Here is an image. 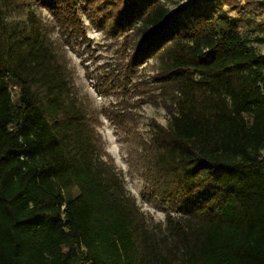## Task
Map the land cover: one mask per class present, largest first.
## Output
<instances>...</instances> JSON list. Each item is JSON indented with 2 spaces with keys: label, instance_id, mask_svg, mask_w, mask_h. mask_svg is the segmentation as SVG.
<instances>
[{
  "label": "trees",
  "instance_id": "obj_1",
  "mask_svg": "<svg viewBox=\"0 0 264 264\" xmlns=\"http://www.w3.org/2000/svg\"><path fill=\"white\" fill-rule=\"evenodd\" d=\"M135 1L115 4L119 15L112 30L130 31L126 42L134 33L141 38L119 74L97 80L99 93L108 88L121 93L115 110L104 115L126 129L135 104L155 103L154 91L170 90L177 120L196 131L194 137L164 134L165 143L193 155L187 172L200 179L184 184L185 189L181 186L185 195L200 187L202 202L230 203L239 229L230 264H264V55L248 47L250 41L241 36L238 24L264 10V3L189 0L172 13L154 3L146 14L141 11L134 17L129 9ZM30 4L49 12L68 39L73 34L85 38L75 0H0V201L9 219L1 234L0 264H27L19 252L24 246L20 234L29 225H34L44 251L57 253L55 264H101L94 248L78 251L73 243L90 241L93 206L82 181L73 177L66 149L42 104L32 54L11 19L14 9ZM222 8L234 13L236 20ZM169 48L170 59L151 76L138 72L147 55ZM12 86L17 90L15 100ZM128 96L138 99L131 102ZM165 169L168 178L179 181L172 165ZM13 179L19 188L8 198ZM23 195L32 207L28 216L17 219ZM165 228L168 235L154 241L139 226L143 255L159 264H192L172 252L173 240L204 261L206 241L203 237L200 244L190 218L166 213ZM218 235L222 236L215 250L221 256L229 244L224 234Z\"/></svg>",
  "mask_w": 264,
  "mask_h": 264
},
{
  "label": "rangeland",
  "instance_id": "obj_2",
  "mask_svg": "<svg viewBox=\"0 0 264 264\" xmlns=\"http://www.w3.org/2000/svg\"><path fill=\"white\" fill-rule=\"evenodd\" d=\"M118 1L75 0L84 39L74 34L68 39L59 30L57 21L39 6H19L11 12V19L25 38L24 48L32 54L42 104L66 149L73 177L82 181L93 206L90 241L74 240L73 243L78 251L94 248L101 264H159L143 255L139 226L146 229L151 240L162 239L168 235L165 228L168 213L178 219L190 218L196 236L201 241L204 237L206 242L200 244L207 250L202 253L204 261L200 262L197 255H194L197 259L193 258L192 252L182 250L171 240L172 252L192 264H230L232 246L239 233L231 204L224 205L221 200L202 202L204 190L200 187L190 196L185 195L184 184H195L200 179L187 172L193 155L165 143L166 132L182 137L196 136L195 130L177 120L171 103L172 92L154 91L155 103L135 104L126 129L119 128L104 115V111L115 110L121 93L109 88L106 93H99L97 80L105 74H119L118 70L127 63L141 38L134 33L126 42L130 31L112 30L119 15V7H115ZM187 1L136 0L129 10L136 17L146 14L155 3L172 13L176 6ZM221 12L236 20L227 8ZM238 24L241 36L250 41L248 47L264 55V10ZM182 34L186 33L182 31ZM170 54L169 48L147 55L138 72L151 76L162 61L170 59ZM10 93L15 100L16 87L12 86ZM128 98L131 102L138 99ZM167 165H172L180 174L179 181L167 177ZM18 188L13 179L7 197L11 198ZM20 204L17 219L28 216L32 207L25 195L20 198ZM230 221L235 228L229 225ZM8 225L4 203L0 201V242ZM218 234H224L229 244L221 256L220 250H215L222 236ZM20 237L24 242L19 252L21 261L56 263L57 253L44 251L34 225L23 230ZM2 245L6 244L2 242Z\"/></svg>",
  "mask_w": 264,
  "mask_h": 264
},
{
  "label": "built area",
  "instance_id": "obj_3",
  "mask_svg": "<svg viewBox=\"0 0 264 264\" xmlns=\"http://www.w3.org/2000/svg\"><path fill=\"white\" fill-rule=\"evenodd\" d=\"M260 2L264 3V0H259Z\"/></svg>",
  "mask_w": 264,
  "mask_h": 264
}]
</instances>
